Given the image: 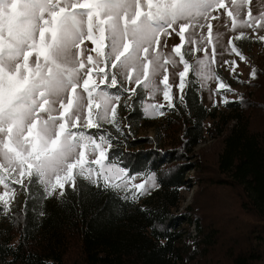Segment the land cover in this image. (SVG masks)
<instances>
[{"label": "snow or ice", "instance_id": "snow-or-ice-1", "mask_svg": "<svg viewBox=\"0 0 264 264\" xmlns=\"http://www.w3.org/2000/svg\"><path fill=\"white\" fill-rule=\"evenodd\" d=\"M224 14L233 31L264 29V8L254 16L250 0H0L2 210H9L12 185L25 187V180L41 184L49 197L57 189L62 197L65 185L75 191L78 179L105 191L131 192L133 200L159 187L154 172L130 175L111 159L113 137L105 125L122 131L117 109L125 93L124 107L144 90L150 98L162 92L173 108L170 78L179 77L182 92L190 71L202 87L215 80L217 93L231 92L210 67L222 35H213L211 21ZM173 34L180 43L165 51V37ZM241 38L244 33L235 37ZM228 43L244 60L232 40ZM199 51L205 57L190 64L185 57ZM225 64L235 73V61ZM255 76L253 69L250 78ZM162 107L147 104L146 115H163Z\"/></svg>", "mask_w": 264, "mask_h": 264}, {"label": "trees", "instance_id": "trees-1", "mask_svg": "<svg viewBox=\"0 0 264 264\" xmlns=\"http://www.w3.org/2000/svg\"><path fill=\"white\" fill-rule=\"evenodd\" d=\"M257 66L255 79L225 110L202 102L199 82L189 72L183 102L162 108L156 140L135 130L131 136L117 132L111 159L130 175L156 174L159 187L147 196L133 200L131 193L80 179L75 191L68 187L56 198L46 196L38 182H27L20 205L0 224V264H189L208 259L219 241L227 247L217 264H263L264 67ZM143 96L140 91L124 110L136 130L145 120ZM208 120L211 126H205ZM210 132L222 136L212 162L191 163L193 148ZM192 164L201 171L202 189L211 185L230 196L236 218L227 233L205 224L199 206L176 215ZM184 223L194 224L192 244Z\"/></svg>", "mask_w": 264, "mask_h": 264}, {"label": "rangeland", "instance_id": "rangeland-1", "mask_svg": "<svg viewBox=\"0 0 264 264\" xmlns=\"http://www.w3.org/2000/svg\"><path fill=\"white\" fill-rule=\"evenodd\" d=\"M250 6L252 14L256 16L260 13L261 9L264 8V0H250ZM220 11L223 12V10ZM246 13L247 8L245 9V19H247ZM225 22H227V27L224 26ZM211 23L213 25V35L215 36L216 33L222 34L219 40V44L215 46L217 55L215 57V63H211L210 65L211 71L219 76L224 83L229 85L232 91L227 92L224 90H220L219 93H217L218 82L215 80H208L202 87L200 79L197 78L195 73H192L196 76L199 82V92L202 102L207 106H216L221 110H225L226 104H224L222 101L224 99H227L229 102H232L238 97L239 93L246 90L247 82L251 81L250 73L255 64L256 66L258 64L257 67H264V41L258 39V37L264 36V29H258L256 32H254L251 28H237L235 31H233L231 30V19L228 18L226 14L221 15L219 20H212ZM197 31L199 32L200 30L198 29ZM203 32L207 37V26H205ZM241 33H244V38L235 39V37L240 35ZM165 39L168 40V47L165 49V51H171V47L173 44L180 43L179 37L175 34H173L172 38L169 39L165 37ZM229 40H232L233 45L238 49L241 55L245 57L244 60H241L240 57L235 53L230 52V46L228 43ZM89 47H91V44H89ZM192 47L193 46L187 44V42L185 43V48L191 50ZM201 47L203 48L205 47V45H201ZM206 47L208 57L211 58L213 45L209 44L206 45ZM226 49L229 50L226 51ZM197 57L204 58L205 52H195L194 54L188 55L185 58L189 61L190 64H194ZM178 59L179 57H177V60ZM225 61H235V73H233L232 67H230L229 64H225ZM182 68L183 66L180 65L176 69H174V71L179 72L182 70ZM170 71L173 70L170 68ZM186 78L187 76L185 77V80ZM169 83L173 85L170 95L174 103V101L180 99V97L183 95L185 87L181 92L178 87L180 83L178 76L175 77L174 80L170 78ZM132 87H136V85L133 84ZM160 87L162 89L163 85H161ZM251 89H254V87H251ZM141 91L144 95L143 102L141 103L145 120L141 124H139L137 130L133 127H129L130 125H132V123L131 121L125 120L126 113L124 111L128 107L123 106V100L127 99V94L125 93L122 96L121 106L117 109V120L122 130L120 134L131 136L136 132L140 138L151 137L156 140V129L162 115H146L145 105L160 104L164 107L167 106V101L163 99L162 92L157 94L154 98H150L146 91ZM132 100L133 99L129 100L128 103L131 104ZM162 108H160V112H163ZM163 114H165V112H163ZM211 123L212 120H208L206 121L205 126H211ZM105 128L111 132L112 137L114 138L117 134L116 129L109 125H105ZM133 130H135V132H133ZM221 138L222 136L215 134V132H210L209 134H207L205 138L193 148L192 157L189 161H191V163L196 162V164H202L203 166H205L206 164L209 165L212 162L216 152L221 147ZM158 144H160V142ZM164 147L166 148L167 146L164 145ZM190 167L191 168L186 173L187 186L183 190V198L178 208L175 210L176 215H180L182 212H185L188 206H199L203 209L199 210L198 214H201V216H203V221L205 224H210L211 222L216 223L217 227L221 231H223V233H227L230 229H232V225H230L229 221H233L232 219L236 218L234 216L236 210L234 208L233 202L230 199V196H227L225 194V191L221 188H214V186L211 185L202 189L201 185H204V183H198V177L200 176L201 171L196 169L193 164ZM202 173L206 174L207 172L203 171ZM27 182L28 181L25 180L24 185H26ZM139 182L140 180L136 181V183ZM68 187L70 186L65 185V190ZM12 189L14 191H9L8 193V195L11 196L12 199L10 205L8 206L9 210L7 212H4L2 210L4 208V205L2 204V202H0V208L2 207V215L0 213V224H4L5 221L8 220V213L10 212V210L15 206L20 205V202L22 201L23 187H21V185L19 184H13ZM154 189H149V192L142 196H147ZM3 192L4 189L2 186H0V194H2ZM59 196V189H57L53 197L57 198ZM194 218L196 217L193 216V219ZM183 225L185 226L186 233H189V236L193 237L187 239L188 243L192 244V242L195 240V237L197 236V232L195 231L192 223H184ZM226 247V243L219 241L218 246L211 250V256L208 259L193 261L189 264H217L219 261H223L224 253L222 252V250H224Z\"/></svg>", "mask_w": 264, "mask_h": 264}, {"label": "crops", "instance_id": "crops-1", "mask_svg": "<svg viewBox=\"0 0 264 264\" xmlns=\"http://www.w3.org/2000/svg\"><path fill=\"white\" fill-rule=\"evenodd\" d=\"M144 96L142 97V102H143Z\"/></svg>", "mask_w": 264, "mask_h": 264}, {"label": "built area", "instance_id": "built-area-1", "mask_svg": "<svg viewBox=\"0 0 264 264\" xmlns=\"http://www.w3.org/2000/svg\"><path fill=\"white\" fill-rule=\"evenodd\" d=\"M193 224V223H192ZM193 226H194V224H193ZM195 228V227H194Z\"/></svg>", "mask_w": 264, "mask_h": 264}]
</instances>
